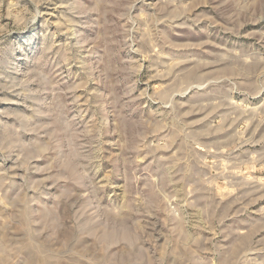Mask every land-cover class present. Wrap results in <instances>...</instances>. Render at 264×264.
Instances as JSON below:
<instances>
[{"label": "rangeland", "instance_id": "374dc122", "mask_svg": "<svg viewBox=\"0 0 264 264\" xmlns=\"http://www.w3.org/2000/svg\"><path fill=\"white\" fill-rule=\"evenodd\" d=\"M128 2L0 0V260L58 215L66 229V202L96 200L54 184L45 157L24 162L19 145L38 142L25 129L51 122L34 109L54 108L100 136L89 176L105 234L125 232L121 207L139 201L150 264H264V0H135V21L108 11ZM97 236L81 237L80 264L116 252L105 241L93 255Z\"/></svg>", "mask_w": 264, "mask_h": 264}, {"label": "clouds", "instance_id": "9594fccd", "mask_svg": "<svg viewBox=\"0 0 264 264\" xmlns=\"http://www.w3.org/2000/svg\"><path fill=\"white\" fill-rule=\"evenodd\" d=\"M134 3L135 0H129L123 6L122 12L112 11L113 8H120V5L109 6L108 11H111L114 16L119 15L121 18L127 17L128 21H135L139 17L132 15L131 9ZM128 31L129 29H124V32ZM34 117L37 120L46 118L51 122H33L31 128L25 129V131H34L38 142L31 141L29 144L19 145L30 152L24 157V162L30 163L34 159L45 157L46 170L54 173L49 176L54 184L58 183L62 176L72 181L78 190L90 192L96 200L89 201L93 204L91 208L83 206L76 208L74 204L66 202L63 213L70 221L66 229L58 215L56 220L45 224L43 230L31 233V238H21L11 248L5 246V251L2 253L4 258L0 260V264H9L10 260L23 252L29 254L27 264H61L62 261H68V264H80L77 258L84 256V252L82 248L77 247V244L81 242V237L93 232L98 234L93 255L100 251L105 241L108 242L107 246L115 245L117 250L99 260L92 259L91 264H150L148 252L142 247V241L146 240V237L137 229L136 221L140 218L139 209L136 213L132 211V205L138 204L139 201H132L121 207L123 223L127 226L125 232L113 234L108 231L105 234L103 230L105 213L98 206L99 194L102 193L98 184L91 183L94 177L89 176V173L98 167V162L103 159L99 134L76 133L74 121L66 113L57 112L54 108L48 110L36 108ZM11 147L13 146L5 141L3 151L7 153ZM107 246L104 248L105 252H107ZM121 248L124 249L123 252L120 251Z\"/></svg>", "mask_w": 264, "mask_h": 264}]
</instances>
